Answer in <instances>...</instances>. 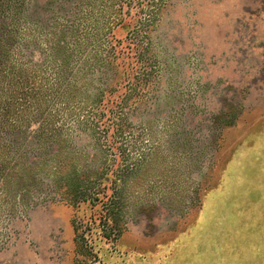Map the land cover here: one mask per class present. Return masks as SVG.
<instances>
[{
    "label": "trees",
    "instance_id": "1",
    "mask_svg": "<svg viewBox=\"0 0 264 264\" xmlns=\"http://www.w3.org/2000/svg\"><path fill=\"white\" fill-rule=\"evenodd\" d=\"M182 1L0 0V215L69 207L76 263H101V246L114 248L128 231L127 210H153L128 206L127 184L161 161L160 146L141 139L155 132L162 109V133L170 140L178 135V147L189 139L186 107L173 111L164 91L162 33ZM237 158L232 153L220 184L199 195L196 227L173 244L170 264H180V255L198 258L185 246ZM146 193H133L134 200H146ZM239 193L227 195L234 209ZM221 218L216 224L224 225Z\"/></svg>",
    "mask_w": 264,
    "mask_h": 264
},
{
    "label": "rangeland",
    "instance_id": "2",
    "mask_svg": "<svg viewBox=\"0 0 264 264\" xmlns=\"http://www.w3.org/2000/svg\"><path fill=\"white\" fill-rule=\"evenodd\" d=\"M166 22L164 91L173 111L186 107L189 139L178 147V135L170 140L162 133V109L155 132L141 139L160 146L161 161L127 184L128 206L154 208L124 213L128 231L114 248L101 246L99 264L174 263L173 244L190 237L203 191L220 184L232 153L237 165L224 188L210 194L202 227L185 246L197 250L198 258L189 250L190 257L180 255L178 262L264 264V0H183ZM236 190L244 193L234 209L226 199ZM138 191L147 192L146 200H134ZM74 239L72 210L65 205L3 213L0 264H80Z\"/></svg>",
    "mask_w": 264,
    "mask_h": 264
}]
</instances>
